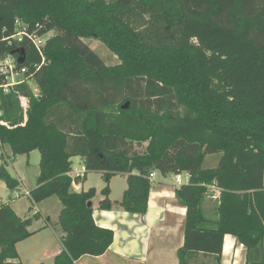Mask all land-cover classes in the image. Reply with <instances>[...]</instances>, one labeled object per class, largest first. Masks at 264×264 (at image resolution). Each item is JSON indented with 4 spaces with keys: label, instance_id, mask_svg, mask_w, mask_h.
Listing matches in <instances>:
<instances>
[{
    "label": "trees",
    "instance_id": "1",
    "mask_svg": "<svg viewBox=\"0 0 264 264\" xmlns=\"http://www.w3.org/2000/svg\"><path fill=\"white\" fill-rule=\"evenodd\" d=\"M18 18L54 34L36 74L40 95L27 85L0 95V151H40L28 196L30 210L53 195L61 200L53 226L62 247L52 264L102 255L114 241L95 221L96 189L74 187L89 170L108 184L127 174L119 203L133 213L147 210L152 171L188 173L176 190L187 208L180 264L200 255L221 264L226 234L246 246V264H264V0H0V35ZM84 38L101 40L120 62L106 64ZM215 153L219 164L205 167ZM0 156V179L19 189ZM76 156L82 175L72 174ZM108 184L103 210L113 205ZM216 190L212 219L203 202ZM39 217H21L0 197V264H23L17 243Z\"/></svg>",
    "mask_w": 264,
    "mask_h": 264
},
{
    "label": "crops",
    "instance_id": "2",
    "mask_svg": "<svg viewBox=\"0 0 264 264\" xmlns=\"http://www.w3.org/2000/svg\"><path fill=\"white\" fill-rule=\"evenodd\" d=\"M171 178L164 179L157 175L155 182L152 183L145 213L128 212L122 206L116 208L112 205L106 210L100 209L99 205L94 206L96 223L112 229L114 241L104 254L83 255L75 264H180L178 252L184 245L187 208L178 199L176 195L178 186L173 176ZM81 188L83 189L82 186ZM218 197L219 191L216 190L203 202L205 214L208 212L210 215L206 214L208 218L217 217ZM209 198L214 200L211 201ZM11 206L18 213L14 205ZM35 212L33 210V213ZM55 236L54 246L47 251V255L52 259L62 247L61 234L58 232ZM246 256V246L234 235L226 234L221 264H246ZM202 258L212 259L200 255L199 259Z\"/></svg>",
    "mask_w": 264,
    "mask_h": 264
},
{
    "label": "rangeland",
    "instance_id": "3",
    "mask_svg": "<svg viewBox=\"0 0 264 264\" xmlns=\"http://www.w3.org/2000/svg\"><path fill=\"white\" fill-rule=\"evenodd\" d=\"M54 32H52V35ZM84 41L99 54V56L108 65H115L120 62L118 56L113 53L101 40L97 38H84ZM146 143L140 150H144ZM4 153L5 157L8 159L6 163V169L8 173L20 180V192L19 189H10L6 182L0 179V197L4 202H9L13 204L17 210V214L21 216H33V210L36 212H41L38 219H34L29 230L32 234L17 243V250L20 255V259L23 264H52L54 259L47 255L49 248H52L56 241L55 234L58 233L55 230L53 224H57L59 220L60 211L62 209V203L58 196L53 195L40 203L34 205V208L30 210L33 206V202L30 197L25 194L27 190H31L37 184V179L40 173V159L41 154L38 149H34L29 155L21 154L16 157L12 156V150L9 145H4L0 151ZM221 154H208L206 156L204 166L207 168L216 167L219 164ZM2 164V159L0 156V166ZM83 159L80 156L73 157V175L79 170L83 169ZM161 178L172 179V174L166 177L159 174ZM107 182L103 176L102 171L89 170L84 177L81 186L84 190H88L92 187L96 189V195L92 198L89 203L90 205L97 206L101 199L104 198L102 190L107 186ZM110 195L109 197L113 201V205L116 208H120L121 205L119 201L121 200L125 189L128 187L127 174H116L111 177L109 181ZM17 193L21 195L17 197ZM213 201V198H209ZM40 210V211H39ZM33 213V214H32ZM207 216H210L206 212ZM195 262V261H194ZM215 264L213 259H198L196 263L200 264Z\"/></svg>",
    "mask_w": 264,
    "mask_h": 264
},
{
    "label": "built area",
    "instance_id": "4",
    "mask_svg": "<svg viewBox=\"0 0 264 264\" xmlns=\"http://www.w3.org/2000/svg\"><path fill=\"white\" fill-rule=\"evenodd\" d=\"M52 31L41 32L40 26L30 28V25L21 19H16L14 29L8 32L4 28L0 35V95L10 94L21 85H27L35 97L40 95V87L36 80V74L47 62L46 45ZM28 50L32 49L39 60L33 61ZM27 51V52H26ZM24 57V61L20 58ZM19 101L23 108H28L29 98L19 95ZM83 166V165H82ZM84 166L76 175L84 173ZM159 173L152 171L149 175L151 181L155 182ZM177 186L190 181L188 173H178L173 175ZM77 191H81L79 184H74ZM29 195V190L25 192ZM20 193H17V197Z\"/></svg>",
    "mask_w": 264,
    "mask_h": 264
},
{
    "label": "water",
    "instance_id": "5",
    "mask_svg": "<svg viewBox=\"0 0 264 264\" xmlns=\"http://www.w3.org/2000/svg\"><path fill=\"white\" fill-rule=\"evenodd\" d=\"M20 61H24V57H21V58H20ZM128 106H129V102H127L123 107H124V108H127Z\"/></svg>",
    "mask_w": 264,
    "mask_h": 264
}]
</instances>
